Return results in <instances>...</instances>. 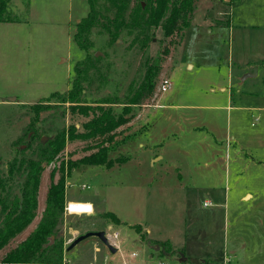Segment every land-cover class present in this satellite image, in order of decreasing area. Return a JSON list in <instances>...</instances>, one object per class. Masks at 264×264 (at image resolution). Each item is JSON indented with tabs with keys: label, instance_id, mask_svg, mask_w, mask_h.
<instances>
[{
	"label": "rangeland",
	"instance_id": "obj_1",
	"mask_svg": "<svg viewBox=\"0 0 264 264\" xmlns=\"http://www.w3.org/2000/svg\"><path fill=\"white\" fill-rule=\"evenodd\" d=\"M229 1L231 6L223 0H193L187 29L179 26L165 37L160 27L151 28V40L143 46L137 32L117 31L112 12L104 11L107 0H97L98 25L89 35L92 46L83 50L74 36L89 12L88 0H9L7 21L0 23V157L5 168L15 156L31 155L32 148L20 153L26 146L14 142L35 119L32 106L50 107L39 113L37 127L74 126L82 133L95 106L106 102L104 109L118 113L129 99L140 98L124 125L104 136L66 138L56 159L44 165L31 224L41 217L51 173L56 183L63 171L68 195L96 207L90 215H64L63 232L82 235L111 227L119 234L116 254L88 238L69 251L70 264H179L175 259L182 254L187 257L183 264H263L264 109L258 108H264V74L253 70V77L243 79L236 64L261 55L264 0ZM87 56L94 66L75 103V111L94 108L85 116L73 114L72 104L61 99L72 89L75 67ZM164 78L172 86L160 94ZM226 86L232 89L231 103L226 91H218ZM102 149L106 163L79 164ZM155 155L162 160L153 161ZM70 163L79 165L67 172ZM182 171L197 173L177 176ZM248 194L253 198L245 199ZM27 228L0 251V262L26 239L32 229Z\"/></svg>",
	"mask_w": 264,
	"mask_h": 264
},
{
	"label": "trees",
	"instance_id": "obj_2",
	"mask_svg": "<svg viewBox=\"0 0 264 264\" xmlns=\"http://www.w3.org/2000/svg\"><path fill=\"white\" fill-rule=\"evenodd\" d=\"M9 0H0V23L7 21L4 13ZM89 12L77 25L74 40L77 46L88 50L92 46L89 35L93 28L98 25L100 11L97 8V0H88ZM132 4V5H131ZM109 7L104 8L105 12L113 14L112 24L117 28L127 29L128 32H137L143 46L150 39V29L160 27L165 37H170L179 29V26L187 28L190 24L189 17L193 9V0H107ZM104 18L109 21L108 14ZM106 25L105 28L108 29ZM136 37V39H138ZM117 39V38H115ZM97 60V58H95ZM94 66V60L87 56L84 62L75 67L76 79L72 89L62 96L63 104L69 102L71 112L79 111L75 103L83 89L82 84L86 81L88 72ZM149 72L146 75V82L150 85ZM148 89L151 90V86ZM68 100V101H67ZM140 98L133 97L117 113L110 107L104 109L101 103L94 108L80 107V114L89 115L88 109H94L93 118L83 125L84 132L78 133L74 126L68 130L57 128L44 129L36 126L39 113L44 108L50 107L41 105L32 106L35 119H31L28 127L23 131L20 138L14 142L15 146H26L25 153L31 149V155L25 157H14L4 167L0 157V251L9 244L17 235L23 232L34 220L37 210V197L40 179L44 165L51 164L58 153L65 145L66 138L69 140H85L96 136L107 135L127 122V115L130 114L131 106L138 104ZM99 113H95V111ZM53 130V131H52ZM53 132V134H50ZM44 136L49 137L42 143ZM107 140H110V136ZM36 145L33 147V143ZM107 150L102 149L98 153L83 159L82 165H101L106 163ZM77 163H70L67 172L74 169ZM109 165V164H108ZM51 183L46 193L45 207L41 217L33 231L17 247L9 251L1 260L0 264H62L65 255V238L63 232V216L65 206V179L61 171L58 181L54 182V173H51ZM16 185L13 186V183ZM17 188V192L14 190ZM115 218L113 215H109ZM160 250H162L161 246ZM162 254H169L162 252Z\"/></svg>",
	"mask_w": 264,
	"mask_h": 264
},
{
	"label": "crops",
	"instance_id": "obj_3",
	"mask_svg": "<svg viewBox=\"0 0 264 264\" xmlns=\"http://www.w3.org/2000/svg\"><path fill=\"white\" fill-rule=\"evenodd\" d=\"M224 2H228L229 4H230V6L232 5V2L231 1H229V0H223ZM263 3H264V1H263ZM231 10H232V8L230 7V12L229 13H231ZM219 14H222V12L220 13L219 12ZM219 22V20L218 19H216V23H218ZM264 22V21H263ZM226 24H230V15H229V21H228V23H226ZM191 24H189V26H190ZM225 25V24H224ZM257 25H259V24H257ZM188 26V27H189ZM215 26H219V25H215ZM187 27V28H188ZM186 28V29H187ZM208 32H211V30L209 29V27H207V29H206ZM250 65V66H249ZM191 67H193V66H190V68ZM236 67H237V72H239V76L241 77L242 75H245V77L243 78V79H247V78H249V77H253V76H247V75H249V74H251L252 72H253V70H255L256 71V74L257 75H259V73L260 72H263V74H264V48H263V50L261 51V55L259 54L256 58H255V62H252V61H249V60H244V59H240L238 62H237V64H236ZM247 74V75H246ZM219 92H225L226 91V94H227V98H228V100L230 101V103L232 102L231 101V99H232V89H230L229 90V88H228V86H226L225 88H223V87H221L219 90H218ZM217 92V91H216ZM264 96V95H263ZM156 107H158L157 105L155 106V108ZM226 106H215V109H217V110H220V109H224ZM227 108V107H226ZM229 108H231V107H229ZM252 108V107H251ZM254 108V107H253ZM252 108V109H253ZM248 109V108H247ZM258 109H264V108H258ZM261 111H264V110H261ZM160 160H162V157H160V156H158V155H155V160H153V161H160ZM207 167H208V165H206ZM164 173V175L165 174H169L167 171L166 172H163ZM197 172H188V173H183V171L182 172H177V176H182L183 177V175H184V177L186 176H192V174L193 175H195ZM183 174V175H182ZM160 176L158 175L156 178H159ZM69 178H70V176H69ZM69 178H67V179H69ZM155 178V179H156ZM161 179L162 180H164L165 179V176H163V175H161ZM68 181V180H67ZM67 181H66V184H67ZM68 186H70V185H68ZM68 186H66V187H68ZM48 190V189H47ZM47 193V192H46ZM251 199V198H253V194H248L246 197H245V199ZM45 199H46V194H45V197H44V202H43V206H42V212H43V208L45 207ZM70 202H78L77 201V199L75 198V197H73V196H70V195H68V193H67V189L65 188V204H67V203H70ZM84 202H86V203H89V204H91L92 205V208H93V210H95V205H94V203L93 202H91V201H89V200H86V201H84ZM262 227H263V230H264V212H263V214H262ZM37 225V224H36ZM36 225L35 224H30L28 227H30L31 226V228L32 229H30L27 233H26V235L24 236V238H26V236L30 233V231H32L33 229H34V227H36ZM111 228V227H110ZM109 228V229H110ZM28 229V228H27ZM111 230V229H110ZM89 231H90V229H89ZM88 231V232H89ZM91 231H98V230H93V229H91ZM113 232H115V231H113ZM79 233H80V231L79 230H72V229H70L69 230V232H64V238H65V248H67L68 246H69V244L73 241V239H75L78 235H79ZM263 239H264V233H263ZM24 240V239H23ZM22 240V241H23ZM163 240H165V241H167V242H169L170 244H174L173 243V241L170 239V238H163ZM68 243V244H67ZM264 244V243H263ZM78 245V244H77ZM76 245V246H77ZM73 249V248H72ZM71 249V250H72ZM70 250V251H71ZM156 251V253H159V251H160V248L157 246L156 247V249H155ZM96 252H98V249L96 248ZM68 254H69V251H66V249H65V255H64V260H63V263L62 264H70L69 263V261H68ZM162 255H165L166 257H169V255H171V253H169V254H162ZM151 257V256H150ZM185 255H183L182 254V256H181V258H176L175 259V262L177 263V262H179V264H183V263H186L187 262V257H185ZM261 258H262V262H263V264H264V251H263V253H262V255H261ZM207 262L206 261H202V264H206Z\"/></svg>",
	"mask_w": 264,
	"mask_h": 264
},
{
	"label": "built area",
	"instance_id": "obj_4",
	"mask_svg": "<svg viewBox=\"0 0 264 264\" xmlns=\"http://www.w3.org/2000/svg\"><path fill=\"white\" fill-rule=\"evenodd\" d=\"M171 82L168 78H164L161 80L159 85V93L163 94L168 92L171 89ZM93 213L92 205L86 202H70L65 204L64 206V215H90ZM105 236L113 247L117 249V252L120 251V241H119V234L117 232H111L108 229L105 232ZM136 254L132 253L130 258H135ZM122 264H127L125 261ZM162 264V263H159Z\"/></svg>",
	"mask_w": 264,
	"mask_h": 264
},
{
	"label": "water",
	"instance_id": "obj_5",
	"mask_svg": "<svg viewBox=\"0 0 264 264\" xmlns=\"http://www.w3.org/2000/svg\"><path fill=\"white\" fill-rule=\"evenodd\" d=\"M256 72V71H255ZM254 72V74H255ZM247 76H253V74H249ZM9 102H14L15 99L14 98H9L7 99ZM47 140V138H42V143H44ZM88 238H96L100 241V243H102V245L107 249V251L110 254H116L117 253V249L115 247H113L111 244H109L106 236H105V232L104 231H89L86 232L82 235H78L75 239H73V241L69 244V246L66 248V251H70L72 248H74L77 244H79L80 242L88 239Z\"/></svg>",
	"mask_w": 264,
	"mask_h": 264
}]
</instances>
